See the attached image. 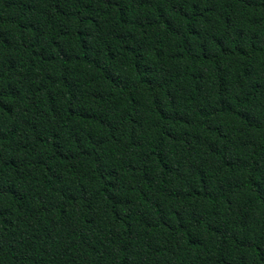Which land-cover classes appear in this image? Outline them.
Here are the masks:
<instances>
[{"label":"trees","instance_id":"obj_1","mask_svg":"<svg viewBox=\"0 0 264 264\" xmlns=\"http://www.w3.org/2000/svg\"><path fill=\"white\" fill-rule=\"evenodd\" d=\"M0 264H264V0H0Z\"/></svg>","mask_w":264,"mask_h":264}]
</instances>
